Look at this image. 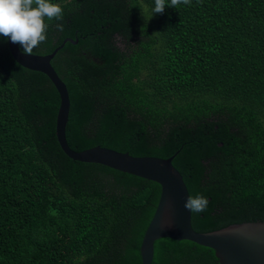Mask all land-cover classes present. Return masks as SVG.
<instances>
[{
    "label": "trees",
    "instance_id": "obj_1",
    "mask_svg": "<svg viewBox=\"0 0 264 264\" xmlns=\"http://www.w3.org/2000/svg\"><path fill=\"white\" fill-rule=\"evenodd\" d=\"M51 2L63 19H45L33 53L79 39L52 59L70 94L71 148L174 156L190 195L209 201L192 213L197 231L264 221V0H191L162 14L154 0ZM60 106L52 80L0 36V264H142L161 186L70 158ZM152 264L220 263L209 247L161 238Z\"/></svg>",
    "mask_w": 264,
    "mask_h": 264
},
{
    "label": "water",
    "instance_id": "obj_2",
    "mask_svg": "<svg viewBox=\"0 0 264 264\" xmlns=\"http://www.w3.org/2000/svg\"><path fill=\"white\" fill-rule=\"evenodd\" d=\"M67 38L52 53L25 55L18 43L9 42L14 59L23 67L46 74L61 95L56 134L63 151L72 159L98 163L110 168L152 180L161 186V195L141 245L142 264H152L155 242L161 238L189 240L215 251L220 264H264V221H244L221 229L200 232L194 229L192 213L184 207L190 193L183 175L173 164L174 156H134L97 145L77 151L68 143L66 129L71 100L68 87L52 64V59Z\"/></svg>",
    "mask_w": 264,
    "mask_h": 264
},
{
    "label": "clouds",
    "instance_id": "obj_3",
    "mask_svg": "<svg viewBox=\"0 0 264 264\" xmlns=\"http://www.w3.org/2000/svg\"><path fill=\"white\" fill-rule=\"evenodd\" d=\"M181 3L190 5L191 0H154V14H162L166 6L177 8ZM45 19H63V9L51 0H0V36L18 43L25 55H32L33 49L47 39L48 24ZM58 30L63 26L58 24ZM208 199L203 194L189 195L184 207L191 213L205 211Z\"/></svg>",
    "mask_w": 264,
    "mask_h": 264
}]
</instances>
